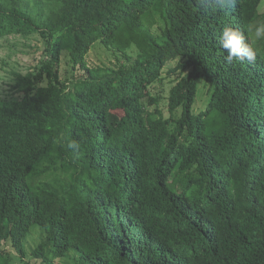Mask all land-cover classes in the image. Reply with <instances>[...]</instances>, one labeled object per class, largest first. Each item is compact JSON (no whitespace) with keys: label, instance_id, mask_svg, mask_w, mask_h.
Listing matches in <instances>:
<instances>
[{"label":"trees","instance_id":"obj_1","mask_svg":"<svg viewBox=\"0 0 264 264\" xmlns=\"http://www.w3.org/2000/svg\"><path fill=\"white\" fill-rule=\"evenodd\" d=\"M262 2L0 0V40L46 44L0 93V264H34V229L41 264H264ZM228 26L256 62L226 61Z\"/></svg>","mask_w":264,"mask_h":264},{"label":"rangeland","instance_id":"obj_2","mask_svg":"<svg viewBox=\"0 0 264 264\" xmlns=\"http://www.w3.org/2000/svg\"><path fill=\"white\" fill-rule=\"evenodd\" d=\"M261 10L264 11V0L261 4ZM45 42L42 39L36 37L33 38H22L19 36L7 37L0 40V93L3 96L11 95V86L14 82L15 73L27 74L32 71L38 62L42 59L45 52ZM130 54H135V50L129 51ZM125 56L118 53L110 51L106 52V49L101 45H95L92 47L89 55L87 56V62L90 66L98 65H108L114 66L120 61H124ZM175 63H170L173 66ZM61 77L63 80L67 79L70 73V67L66 63L64 58L61 61ZM167 67V68H168ZM166 68V69H167ZM74 74L80 75L82 72L75 70ZM174 77H169L164 74V80L157 82L151 88V92L154 96L160 98L159 107L164 111V114L168 117V95L170 88L173 85ZM157 105H151L150 110H155ZM40 229H34L31 235L27 238L25 242V247L27 249L26 261L31 260L34 264H41L40 261H34L30 259V254L32 250L36 247L40 240ZM11 251H15L14 248L7 247ZM15 254L16 251H15ZM18 255V254H17ZM20 262V261H19ZM18 264V263H16ZM55 264H67L64 259H59Z\"/></svg>","mask_w":264,"mask_h":264},{"label":"clouds","instance_id":"obj_3","mask_svg":"<svg viewBox=\"0 0 264 264\" xmlns=\"http://www.w3.org/2000/svg\"><path fill=\"white\" fill-rule=\"evenodd\" d=\"M231 2L232 0H219L222 6ZM248 31L254 32L257 40L264 39V23L254 25ZM250 40L251 37L246 38L239 29L231 26L223 28L219 38V45L227 54L225 57L226 61L228 63L234 60L247 61L249 63L256 62L258 52L251 46Z\"/></svg>","mask_w":264,"mask_h":264}]
</instances>
